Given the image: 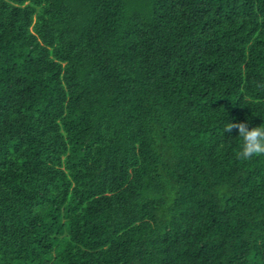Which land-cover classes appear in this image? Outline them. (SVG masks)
<instances>
[{
	"label": "trees",
	"instance_id": "16d2710c",
	"mask_svg": "<svg viewBox=\"0 0 264 264\" xmlns=\"http://www.w3.org/2000/svg\"><path fill=\"white\" fill-rule=\"evenodd\" d=\"M264 0H0V264H264Z\"/></svg>",
	"mask_w": 264,
	"mask_h": 264
},
{
	"label": "clouds",
	"instance_id": "9594fccd",
	"mask_svg": "<svg viewBox=\"0 0 264 264\" xmlns=\"http://www.w3.org/2000/svg\"><path fill=\"white\" fill-rule=\"evenodd\" d=\"M234 128L237 130L241 142L238 151V156L241 159L247 160L254 156L264 155V123L249 127L247 121L226 122L223 132H231Z\"/></svg>",
	"mask_w": 264,
	"mask_h": 264
}]
</instances>
